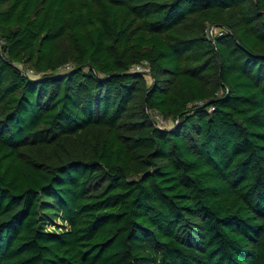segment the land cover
<instances>
[{"label": "trees", "instance_id": "trees-1", "mask_svg": "<svg viewBox=\"0 0 264 264\" xmlns=\"http://www.w3.org/2000/svg\"><path fill=\"white\" fill-rule=\"evenodd\" d=\"M0 264H264V0H0Z\"/></svg>", "mask_w": 264, "mask_h": 264}, {"label": "built area", "instance_id": "built-area-1", "mask_svg": "<svg viewBox=\"0 0 264 264\" xmlns=\"http://www.w3.org/2000/svg\"><path fill=\"white\" fill-rule=\"evenodd\" d=\"M214 31H216V30H214V28L211 27L209 30H207V33L209 35H212L214 33ZM66 68H68V66H66ZM133 69H135V70H144L143 63L134 66ZM153 117H154L153 119H154L155 124H156L157 127L161 128V127H167L168 126L167 120L164 119L163 117H161V116H159L157 114H153Z\"/></svg>", "mask_w": 264, "mask_h": 264}, {"label": "rangeland", "instance_id": "rangeland-1", "mask_svg": "<svg viewBox=\"0 0 264 264\" xmlns=\"http://www.w3.org/2000/svg\"><path fill=\"white\" fill-rule=\"evenodd\" d=\"M147 80H148V82H150V78H149V77H147ZM170 122H171L170 120H167L168 126H170V125H169ZM168 126H167V127H168Z\"/></svg>", "mask_w": 264, "mask_h": 264}]
</instances>
